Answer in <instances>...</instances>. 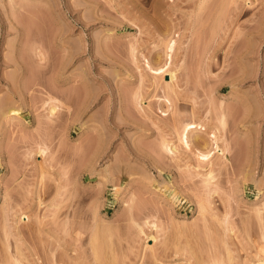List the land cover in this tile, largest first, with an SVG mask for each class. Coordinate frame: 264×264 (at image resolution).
<instances>
[{"label":"rangeland","instance_id":"1","mask_svg":"<svg viewBox=\"0 0 264 264\" xmlns=\"http://www.w3.org/2000/svg\"><path fill=\"white\" fill-rule=\"evenodd\" d=\"M232 1L0 0V113L10 100L22 117L0 114V264H254L264 247V0ZM171 37L172 92L145 66L163 65ZM47 96L61 100L51 118ZM173 114L205 125L206 150L179 145ZM201 148L210 162L195 159Z\"/></svg>","mask_w":264,"mask_h":264},{"label":"bare ground","instance_id":"2","mask_svg":"<svg viewBox=\"0 0 264 264\" xmlns=\"http://www.w3.org/2000/svg\"><path fill=\"white\" fill-rule=\"evenodd\" d=\"M221 2H222V0H221ZM221 2H219V4H221ZM231 2H233V1L231 0ZM176 43H177L176 39H174L172 37L169 38L166 41V43H165V62L163 63V65L154 67V66L151 65V63L149 62L148 59L145 61L146 62V64H145L146 68L148 69V71L151 74H153L154 81L152 82V84L155 87H157V85L159 83H161V84H163V86L165 88L168 89V91L171 90V92L174 89V83H173L174 81L173 80H174L175 72H176V69H174L173 66H172V59H173V54H174V52L176 50ZM133 51H134V48H132V52H131V56L132 57L135 56ZM68 53H70V52H68ZM197 56H198V54H197ZM198 58H199V61H200V56L197 57L196 60H198ZM199 61H198L197 64H200ZM14 64L16 65V63H14ZM139 74H140V77H143V74L141 73V71H139ZM134 94L132 96L133 97L132 101L134 102V105L136 107L137 106L139 107L138 110H139L140 114L143 117H145L147 119H150L152 122H154V120L152 119L153 118V113L150 110V108H148L147 105H146V109L143 108V106H142V98L140 97L141 95H139V94L137 95V93H136L135 95H137V96H135ZM48 95H50V94H48ZM165 95H164V98L161 97V99H159L160 102L161 101H165L166 103H168V105H171V100H170V97L168 96L169 94L167 96H165ZM49 99L55 102L56 96H55V98L49 96ZM57 99H59V98H57ZM47 100H48V96H47ZM10 102L11 101L9 100V103ZM58 102H59V100H58ZM58 102L54 103V104L53 103L51 104L50 101L48 102L49 103L48 107H47V116L48 117L51 118V116L54 115V113L57 110V108H59V106L61 105V100H60V104H58ZM0 103H2V102H0ZM9 103L7 101V105L8 106L7 105L4 106V104H1V105H3L5 107L3 109V111H2L4 120L6 122L12 121L13 119H18V120L20 119L21 120L22 117L19 116L20 115V111H19L20 108L18 106H15L14 104H9ZM0 108H1V106H0ZM158 108H161V105H158ZM168 109H170V108H168ZM168 109H166V110H168ZM171 109H172V106H171ZM171 109H170V112H171ZM166 110H163L161 108V109H159V112L161 113V115H165L166 114ZM2 114H1V116H2ZM176 114L175 115L173 114V117H172V120H171V124L168 125V130H169V132L171 134L174 135V138L176 139L177 142H179V145L181 147H183L184 149H186L188 151H191V145H190V138H191V140H192V142H193L195 147L198 146L199 148L200 147L203 148V146L206 145L207 141H206L205 138H203L202 136H200L198 134V130H205V125L202 124V123L196 122L193 119H191L190 121L189 120H185V122L182 121L183 123L181 124V122H180V124H181L180 125L179 124V120L181 118H179V116L177 118ZM219 119H222V118L219 116ZM220 121H222V120H220ZM220 124H222V123H220ZM217 135L218 134L214 130H212V131H209V136L208 137L212 141V144L214 145V148L217 151H219V154L221 152V155L223 153L224 157L227 158L226 157L227 156V154H226L227 151H225L227 149H226V147H225V149H224V147H221L223 149H221L219 147V145H218V136ZM174 138L172 137L170 139V138H166L165 136H161V138L159 140V146H160V149L165 153V156H169L171 159L178 161V160H180L179 156L177 155V151H178L179 147H178V144L175 143ZM198 147H196V148H198ZM202 148L201 149H197V152H195V154H194L195 159L197 161H200V162H204V161L210 162V154L213 153L211 151L212 149H209L210 151H208V152L203 150L204 151L203 152ZM43 149H39V151L43 152L44 151ZM203 149H205V148H203ZM210 152H212V153H210ZM222 158H223V155H222ZM94 160H95V158H94ZM92 161H93V159H92ZM93 162H95V161H93ZM88 163H89V161H88ZM89 164H91V163H89ZM204 174H205V177H203V181L205 179V181H207V183L209 182V179L212 180L214 178L213 175H212L213 174L212 168H208V171H206ZM206 203L209 204V200ZM206 206H208V205H206ZM207 210L210 211L211 208L207 207ZM147 237L149 238L148 241L154 240V236H152V234L150 235V233H149V235ZM146 246L151 248L152 245L146 243ZM259 251L261 252V254L258 256V258L254 262V264H264V247H261ZM53 260L54 259L52 258V261ZM60 263H62V262H60Z\"/></svg>","mask_w":264,"mask_h":264}]
</instances>
